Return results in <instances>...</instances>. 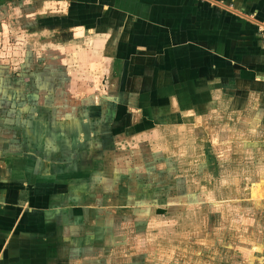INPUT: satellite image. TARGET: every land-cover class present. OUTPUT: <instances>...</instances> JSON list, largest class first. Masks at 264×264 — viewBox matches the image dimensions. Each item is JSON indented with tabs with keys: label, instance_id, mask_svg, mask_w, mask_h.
Returning a JSON list of instances; mask_svg holds the SVG:
<instances>
[{
	"label": "crops",
	"instance_id": "1",
	"mask_svg": "<svg viewBox=\"0 0 264 264\" xmlns=\"http://www.w3.org/2000/svg\"><path fill=\"white\" fill-rule=\"evenodd\" d=\"M26 1L94 72L98 97L80 107L72 81L54 99L60 124L44 130L52 142L32 160L33 183L22 184L18 158L0 172V264H68L60 207L74 193H132L134 183L151 193L145 183L166 178L186 194L148 230L193 241V263L229 236L233 264H258L247 253L264 250V0ZM156 193L167 197L164 185ZM188 194L191 206L178 205ZM174 215L176 227L164 223Z\"/></svg>",
	"mask_w": 264,
	"mask_h": 264
},
{
	"label": "rangeland",
	"instance_id": "2",
	"mask_svg": "<svg viewBox=\"0 0 264 264\" xmlns=\"http://www.w3.org/2000/svg\"><path fill=\"white\" fill-rule=\"evenodd\" d=\"M56 40L64 42L62 37L55 39L53 33L48 32L46 22H37L29 1L0 0V163L7 164L0 166V172L4 173L5 167L13 168V158L20 159L24 163V187L37 178L32 176L31 170L36 169L32 160H38L40 165L46 157L48 140L52 142V135L47 138L43 134L45 128L60 124L53 112L52 115L49 113L54 99L72 89V81L75 89L78 88L74 90L78 99L98 97V90L92 85L94 72H87L83 60L78 62L76 50L56 44ZM74 56L77 62L70 63L69 59ZM88 103L89 99L84 103L78 101L80 107ZM53 166L49 165L50 168ZM173 176L174 173L170 177ZM126 182L121 181L118 185L126 187ZM163 182L161 185L152 179L146 182L149 186L143 191L151 190V193H139L143 189L142 183L138 187L134 183L135 188L130 187L132 193H74L78 199L67 201L69 208L60 207L67 226L61 247L68 264H200L191 262L189 256V250L196 244L188 240L184 245L187 248L184 247L176 241L175 229H172L174 233L166 230L165 234L152 228L148 230V226L161 221L155 218L160 207H168L175 203L171 202L173 197L186 194L178 188L175 179L166 178ZM60 185L56 184V187ZM162 185L167 192L165 198L160 196L164 193H156ZM186 196L177 202L178 205L188 203V207L191 206L190 194ZM202 205H206L204 197ZM190 215L187 214L186 220L189 217L190 221ZM176 217L163 216L162 219L176 227L180 220ZM218 231L214 237L222 238ZM225 238L227 240L222 244L225 247L213 245L209 240L211 247L208 249L213 258L202 260L203 264H233L240 247L233 238ZM251 254L258 258V264L264 258V250L247 253V257ZM181 257L188 260H181Z\"/></svg>",
	"mask_w": 264,
	"mask_h": 264
},
{
	"label": "built area",
	"instance_id": "3",
	"mask_svg": "<svg viewBox=\"0 0 264 264\" xmlns=\"http://www.w3.org/2000/svg\"><path fill=\"white\" fill-rule=\"evenodd\" d=\"M260 264H264V258H263V260L261 261V263Z\"/></svg>",
	"mask_w": 264,
	"mask_h": 264
}]
</instances>
